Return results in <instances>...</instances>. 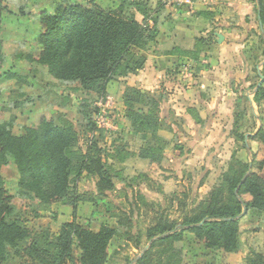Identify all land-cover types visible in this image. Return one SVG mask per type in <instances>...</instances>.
Listing matches in <instances>:
<instances>
[{
	"label": "trees",
	"instance_id": "16d2710c",
	"mask_svg": "<svg viewBox=\"0 0 264 264\" xmlns=\"http://www.w3.org/2000/svg\"><path fill=\"white\" fill-rule=\"evenodd\" d=\"M255 1L264 26V0ZM7 10L0 1V28L2 14ZM147 11L146 3L136 0H109L106 6H101L98 0H87L86 5L71 0L56 1L52 11H41L31 26L37 32L40 47L36 62L53 79L101 97L112 80L126 78L143 68L145 51L158 36L155 24L148 23ZM135 14L142 17V22L136 20ZM200 14L209 17V13ZM208 44L209 38H197L193 50L174 49L172 53L196 61ZM3 48L0 39V65L4 60ZM3 76L20 79L12 70ZM262 89L254 94L256 102L262 98ZM122 104L128 133L143 142L137 158L160 163L164 156L159 135L160 99L133 85H125ZM187 113L196 124L202 122L195 109H187ZM56 120L41 118L37 124L25 126L20 135L12 133L10 122H0V264L9 260V250H13L17 264H107L111 258L110 244L117 229L103 224L92 231L88 223L78 221L79 204L92 199L78 192L77 183L83 175L95 177L97 195L104 196L114 188L113 180L120 175L107 160L122 164L132 154L126 143L116 144L111 152L105 151L94 137L88 139L83 151L77 147L80 135L73 125L65 119ZM95 129L93 124L92 131ZM258 138L263 139L262 131L249 139ZM9 163L18 173L19 195L32 196L39 205L71 207L72 219L60 223L55 232L46 227L32 230L22 219L10 221L14 196L2 175V169ZM239 166L238 170L231 163L229 173L222 175L232 204L219 198L221 190H212L209 201L202 208L199 206L200 211L183 214L180 222L161 217L149 227L145 232L146 241L150 242L147 249L141 246L139 235H132L133 207L126 210L109 205L107 209L115 211L111 216L122 229L125 242L133 241L134 248L142 252L133 264H150L158 256L162 264H179L172 242L179 241L184 233L194 234L207 249L235 252L238 217L264 213V176L259 174L264 160L252 156L249 163ZM244 196L249 199L243 200ZM246 264H264V255L252 251Z\"/></svg>",
	"mask_w": 264,
	"mask_h": 264
},
{
	"label": "rangeland",
	"instance_id": "374dc122",
	"mask_svg": "<svg viewBox=\"0 0 264 264\" xmlns=\"http://www.w3.org/2000/svg\"><path fill=\"white\" fill-rule=\"evenodd\" d=\"M0 1L8 9L2 14L0 28V39L4 43V60L0 65V122H10L12 133L20 135L25 126L35 125L41 118H53L56 122V119H65L79 133L77 147L83 151L91 137L96 138L97 145L105 151L111 152L119 143H126L128 149H140L143 142L140 137H129L128 123L122 118L124 109L118 100L121 87L127 80H112L106 94L98 97L85 93L74 84L53 79L47 69L36 62L40 47L36 41L37 32L31 26L41 11H52L54 3L60 0ZM71 1L86 5L87 0ZM136 1L146 3L149 25L154 11L158 16L163 15V2L175 4L173 0H154L157 9L153 11L147 0ZM98 3L106 6L109 0H98ZM255 10L257 12L256 7ZM135 17L142 22L140 15L135 14ZM244 56L247 71L234 78L231 88H214L206 92L208 94L200 97L204 109L194 104L202 116L198 125L188 114L181 117L185 114V103L175 109L176 113L172 110L174 114L163 117L168 92L155 94L160 99L162 126L159 135L164 144L160 163L151 164L135 157L122 164L108 159L107 163L120 175L113 180L114 188L104 196L97 195L95 177L83 175L78 180V192L92 199L79 204L76 211L78 221L83 225L88 223L92 231H97L103 224L117 229L110 244L112 254L107 264H133L142 255L134 248L133 241L125 242L122 229L111 216L115 211L107 209L109 205L126 210L133 207L131 232L134 236L139 235L141 246L147 249L150 242L146 241L145 232L161 217L180 222L183 214L200 211L214 189L221 190L219 198L223 202L232 204L222 179L223 173H229L231 163L239 170V165L249 163L252 156L264 160L263 25L261 29L258 24L252 35H247ZM8 70L19 75L20 79L5 78L3 75ZM258 73L263 77V89L262 98L256 102L253 94L260 82ZM229 92L231 96L227 97ZM190 95V99L195 100L196 94ZM106 97L112 101L106 115L109 120L115 121L116 118L118 122L117 132L108 135L97 125ZM93 124L96 129L92 131ZM258 131H262L263 139L250 140V136ZM259 174L264 176V166ZM2 175L14 196L10 221L22 219L32 230L46 227L55 232L60 223L72 219L71 207L39 205L32 196L19 195L18 173L12 164L2 169ZM248 199V196L243 197V200ZM238 227V247L233 253H225L221 248L207 249L194 234L184 233L179 241L172 242L178 252L179 264H246V257L252 251L264 255V213L239 216ZM12 253L13 250H9L6 264H17L18 259ZM162 261L158 256L150 264H162Z\"/></svg>",
	"mask_w": 264,
	"mask_h": 264
},
{
	"label": "crops",
	"instance_id": "0c3cea01",
	"mask_svg": "<svg viewBox=\"0 0 264 264\" xmlns=\"http://www.w3.org/2000/svg\"><path fill=\"white\" fill-rule=\"evenodd\" d=\"M153 1L147 0L154 11L157 8ZM162 4L163 15L158 16V12L154 11L152 21H149L150 26L155 24L157 28L156 41L145 51L143 68L129 75L130 78H124L127 83L121 87L118 100L123 106L125 85H133L154 96L168 92L165 94L164 106L167 107L163 117L176 113L175 109L185 103V114L181 117L187 116V109H195L202 119L198 107L194 105L199 104L204 109L200 97L214 88H231L234 78L247 71L244 65L245 39L259 24L256 1L191 0V6L175 5L171 1ZM201 12L209 13V17L201 16ZM197 38H209V44L198 60L172 53L174 49L193 50ZM260 87L256 85L254 94ZM191 93L196 94L195 100L190 99ZM226 95L229 97L231 93ZM128 151L131 157L138 159L136 154L139 149L130 148Z\"/></svg>",
	"mask_w": 264,
	"mask_h": 264
},
{
	"label": "built area",
	"instance_id": "2783aa9c",
	"mask_svg": "<svg viewBox=\"0 0 264 264\" xmlns=\"http://www.w3.org/2000/svg\"><path fill=\"white\" fill-rule=\"evenodd\" d=\"M175 2L176 5H187V6H191V0H173ZM103 100V99H101ZM104 105H103V114L99 117L100 119L98 120V129H100L102 132H104L105 134H110V133H115L118 130V122L116 121V118L114 119L115 121H111L109 120L110 118L107 117V110L110 108L109 105L112 104V101L106 97L104 99ZM123 118V116H122ZM100 131V132H101Z\"/></svg>",
	"mask_w": 264,
	"mask_h": 264
},
{
	"label": "water",
	"instance_id": "95a60500",
	"mask_svg": "<svg viewBox=\"0 0 264 264\" xmlns=\"http://www.w3.org/2000/svg\"><path fill=\"white\" fill-rule=\"evenodd\" d=\"M258 21H259V25H260V27H261V29H262V23H261V21H260L259 14H258ZM218 38L221 39V36L218 35ZM258 75H259V77H260V82L258 83L257 88L261 85V83H262V81H263V77H262V75H261L260 73H258ZM257 88H256V89H257ZM198 225H199V224H198ZM198 225H196V226H198Z\"/></svg>",
	"mask_w": 264,
	"mask_h": 264
}]
</instances>
